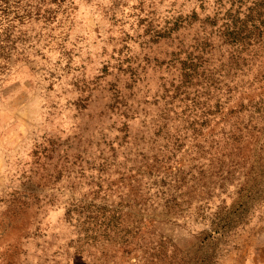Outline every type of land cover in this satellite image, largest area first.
Listing matches in <instances>:
<instances>
[{
    "label": "rangeland",
    "instance_id": "1",
    "mask_svg": "<svg viewBox=\"0 0 264 264\" xmlns=\"http://www.w3.org/2000/svg\"><path fill=\"white\" fill-rule=\"evenodd\" d=\"M18 6L0 264H147L162 243L264 264V2Z\"/></svg>",
    "mask_w": 264,
    "mask_h": 264
},
{
    "label": "trees",
    "instance_id": "2",
    "mask_svg": "<svg viewBox=\"0 0 264 264\" xmlns=\"http://www.w3.org/2000/svg\"><path fill=\"white\" fill-rule=\"evenodd\" d=\"M262 1L264 2V0ZM20 2L21 0H0V73L10 65V60L15 50L16 32L13 20L21 21L24 19L25 14H31L28 10H22L23 13H21V8L18 6ZM14 6H17L18 11H12ZM11 13L15 15L12 19L10 18ZM260 25L264 27V22L261 21ZM254 27L260 31L259 33H264L259 26L255 25ZM247 41L249 40H244L242 44ZM24 203L26 204V202ZM26 208L27 206L24 205L21 210L24 211ZM216 214L218 215L219 213ZM216 219L215 222L213 221L215 229L226 227V222H221L220 218ZM171 247L167 248L163 243L154 247L147 258V264H212L213 262V258L203 255H197L194 259L188 258L187 255H179L177 252L178 247L173 245Z\"/></svg>",
    "mask_w": 264,
    "mask_h": 264
}]
</instances>
